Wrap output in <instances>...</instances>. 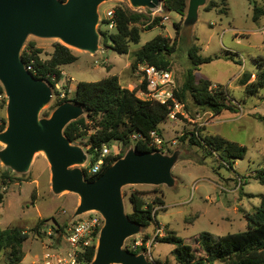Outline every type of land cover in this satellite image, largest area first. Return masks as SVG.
<instances>
[{"label":"rangeland","instance_id":"obj_1","mask_svg":"<svg viewBox=\"0 0 264 264\" xmlns=\"http://www.w3.org/2000/svg\"><path fill=\"white\" fill-rule=\"evenodd\" d=\"M253 1L264 7V0ZM115 3L120 4L121 1L113 0L102 5L101 15ZM205 7L199 10L196 19L189 21L187 12L185 16H181L164 9V16H168L169 20H161L156 28L143 32L141 42L131 46L130 60L134 52L158 35L171 39V42L176 41L175 53L171 57V70L179 85L182 84L187 70L192 67L189 59L191 48L199 47L201 56L215 60L201 66L196 72L197 76L210 80L214 89L222 88L237 107L236 113L225 112L214 117L199 109L192 97H189L186 107L178 114V119H168L161 125L165 144L160 152L168 156L177 153L179 156L173 169L177 185L173 188L166 185H136L122 189L128 215L133 211L129 198L134 191L145 192V198L149 202L154 201L158 192L166 203L164 211L161 206H157L158 225L154 223L147 232L151 235L150 241H153V264H156V260L164 264L167 261L169 264H176L172 255L174 246L158 243L157 236L164 237L171 230L187 244L194 245L195 237L203 233L217 240L220 236L244 231L247 229L246 214L260 206L264 195V186L255 178L264 168V89L259 95L246 96L238 82L244 72L255 73L256 59L264 57V18L254 21V8L250 0H228L227 15H219L216 10L205 11ZM179 23L181 28L178 33L175 24ZM150 24L152 22L148 21L141 28L146 29ZM98 30L106 31L104 26ZM33 42L43 51L41 58L48 60L53 53L54 44L59 41L30 36L22 53ZM99 47L100 51L95 56L72 49L79 60L65 67L68 77L64 83L61 80L59 89L53 87L52 100L42 111L41 118H50L60 101L71 100L74 96L72 86L76 87L80 82H98L110 75H119L121 82L125 84L129 71L126 67L128 55L115 52L111 48L110 40L103 45L101 38ZM228 54L234 60L227 57ZM131 71L140 78L138 68ZM0 117L7 119V106L0 108ZM194 133L201 136L197 145L190 141ZM211 136L224 138L246 148V156L242 159H229L224 153H213L202 141ZM88 139L89 136L75 145L83 147L88 153L85 146ZM3 148L4 145L0 143V151ZM131 148H135L134 144L126 153ZM121 150L122 144H112L111 152L114 155H118ZM88 155L86 165L91 162L92 155ZM222 157H225L226 162ZM86 165L78 167L84 170ZM6 171L16 180L4 186L1 175ZM0 185V194L4 198L0 203L2 228L18 227L30 234L29 240L23 246L22 264H35L41 260L46 247L66 250L62 229L66 230L78 220L99 215L89 212L74 217L80 197L70 192L60 195L53 192L50 165L44 153H37L30 171L21 175L6 168L0 161ZM40 221L45 222L39 236L34 229ZM159 227L163 230V236L158 234ZM143 233L144 231L137 237L129 238L125 248L128 247L131 252L135 241H142ZM97 246L98 242L96 249ZM6 258L3 254L0 264H6Z\"/></svg>","mask_w":264,"mask_h":264},{"label":"trees","instance_id":"obj_2","mask_svg":"<svg viewBox=\"0 0 264 264\" xmlns=\"http://www.w3.org/2000/svg\"><path fill=\"white\" fill-rule=\"evenodd\" d=\"M66 1V0H63ZM164 9L185 16L188 9L189 0H163ZM254 8V21L264 18V7L253 0H250ZM216 10L219 15H227L228 0H210L205 7V11ZM118 22L117 30L108 36L102 34L103 45L110 40L112 49L119 55H131V46L141 42V35L145 31L156 28L162 18L155 19L152 24L142 29L151 19L145 13H137L127 7H118L116 11ZM179 33L181 23L175 24ZM176 41L163 35L156 36L146 43L140 50L134 52L131 58L130 68L135 70L141 63L151 66L171 70L172 59L175 53ZM42 50L37 48L36 43H29L22 53V59L26 67L31 64L45 76H56V80L47 79L55 88L57 83L63 78L62 68L72 65L79 60L74 51L60 42L54 44V50L48 60L41 58ZM199 47L193 46L189 53L192 67L187 70L184 80L179 85L176 92L177 99L185 107L192 97L195 105L204 112H209L214 117H219L225 112L236 113L237 107L229 100L222 88H213L210 80L199 78L196 74L204 64H210L215 59L203 57L199 54ZM230 53V52H228ZM234 60L231 55H227ZM257 71L255 73L244 72L238 80L244 89L246 96H256L264 89V57L256 59ZM172 71V70H171ZM254 77V78H253ZM140 89H145V85L139 86L131 91L123 87L117 75H110L98 82H80L71 100L60 101L59 107L63 103L72 102L81 105L85 110V116L72 122L65 130V136L73 143L84 140L89 136L87 144L88 153L92 155L91 164H95L99 154L95 149L102 151L104 146L109 149V154L105 158L104 165L97 175H89L88 169H84L87 181H95L103 175L109 167L123 158L126 150L134 144L140 153H153L157 151L151 145V133L156 132L163 139L161 125L169 119L170 110L167 106L144 101L138 97ZM0 91L4 88L0 84ZM7 128V119L0 117V132ZM134 136H141L135 139ZM198 133L192 134L190 141L192 144H199ZM202 141L213 153H224L229 159H242L246 156V148L228 141L221 137H205ZM114 142L122 144V150L118 155L111 152ZM226 162L225 157H222ZM230 165V164H229ZM255 178L264 186V168L258 172ZM2 185L13 183L15 178L8 171L1 175ZM2 186L0 185V188ZM145 192L134 191L131 193L129 201L132 205V213L129 218L142 227L144 233L142 237L145 245L151 240V235L147 232L154 223H157L159 216L156 211L157 206L165 210L164 199L156 193L153 202L147 201ZM4 200L0 194V203ZM247 229L233 234L220 236L215 240L209 234H200L195 237L194 245L187 244L184 239L175 232L168 230L164 237H156L158 243H166L174 246L172 255L176 264H264V195L261 204L253 212L246 214ZM45 221H40L34 229L40 236V230ZM62 237L66 230L62 229ZM30 234L18 227L2 228L0 225V259L3 254L7 256L6 264H22L24 259L23 246L29 240ZM128 249V247H127ZM132 253L138 255L139 252ZM96 256V244L89 247L80 257V264H91ZM156 264H164L156 260ZM169 264V261L167 263Z\"/></svg>","mask_w":264,"mask_h":264},{"label":"water","instance_id":"obj_3","mask_svg":"<svg viewBox=\"0 0 264 264\" xmlns=\"http://www.w3.org/2000/svg\"><path fill=\"white\" fill-rule=\"evenodd\" d=\"M109 0H0V84L7 103V128L0 132V161L17 174L30 171L37 153L50 165L52 190L80 197L74 217L96 212L104 219L91 264H153L145 254L125 248L129 238L143 229L126 213L125 186L175 187L173 169L178 154L160 151L140 153L131 148L95 181H87L84 170L89 155L73 144L66 128L85 116L84 108L72 102L60 105L50 118H41L51 102L53 86L37 79L22 59L27 39L58 40L63 45L95 56L100 51V8ZM136 9H156L163 0H129ZM208 0H189L187 20L196 19Z\"/></svg>","mask_w":264,"mask_h":264},{"label":"built area","instance_id":"obj_4","mask_svg":"<svg viewBox=\"0 0 264 264\" xmlns=\"http://www.w3.org/2000/svg\"><path fill=\"white\" fill-rule=\"evenodd\" d=\"M112 1L113 0H109L108 2ZM120 1V4H112V6L105 12L103 16L100 13L99 27L101 29V27L104 26L106 29L104 33L108 36L114 34L117 30L118 22L116 20V11L118 7L124 6L134 12L145 13L151 19V22H153L157 18H162V21L169 20L168 16H164L165 11L163 4H161L156 9H136L132 7L129 0ZM26 68L37 79H41L46 82H48L47 79L49 78H51L52 81L56 80V76L50 77V75L45 76L43 74H39V72L35 69L32 64ZM137 68L138 75L140 76L141 80L140 86L145 85L146 87V90L140 89L138 97L144 101H149L167 106L170 110L169 119L177 120L178 114L184 110L185 105L180 102L176 97V92L178 91L179 83L173 71L159 68L156 66H151L146 63L139 64ZM60 82L57 83L55 88H60ZM62 97L64 98L65 95L63 94ZM7 103L8 99L5 91H0V108L6 107ZM134 138L139 139L141 138V136H134ZM164 144V139H162L158 135V133H151V145L155 147L157 151L163 150ZM96 153L99 154L97 162L92 166H90L91 162L86 165V169H88L89 175H97L101 171V168L105 162V158L109 154V149L107 146H104L101 152H99L98 149H95L94 154L96 155ZM103 227L104 219L100 215L93 218L76 221L71 226H69V228L66 229V250L59 251L46 247L43 258L35 264H80L79 259L86 252V250L89 247H92L94 244L97 245L99 234ZM158 234H160V236L164 235L163 230L160 227L158 230ZM152 244L153 241H148L144 245L143 241L136 240L131 250L134 252H139V254H145L147 258L152 261Z\"/></svg>","mask_w":264,"mask_h":264},{"label":"crops","instance_id":"obj_5","mask_svg":"<svg viewBox=\"0 0 264 264\" xmlns=\"http://www.w3.org/2000/svg\"><path fill=\"white\" fill-rule=\"evenodd\" d=\"M130 55H128V59H129V61H128V63H127V69L129 70L128 71V73H127V75H126V82H125V84H123L122 82H121V78H120V76L119 75H117L119 78H120V82H121V84H122V86L123 87H126V88H128V89H130L131 91H133V90H135L139 85H140V78H138L137 77V75H133L132 74V71H131V68H130V65H131V60H130ZM66 67V66H65ZM65 67H63L62 68V74H63V78H62V82L61 83H64L66 80V77H68V74H67V72H66V70H65ZM136 77L138 78V79H136ZM65 80V81H64ZM78 85V84H77ZM77 85H76V87H74V86H72V84H71V86L73 87V92H74V95H75V93H76V90H77ZM236 165V164H235ZM1 225V224H0ZM2 226V225H1Z\"/></svg>","mask_w":264,"mask_h":264}]
</instances>
